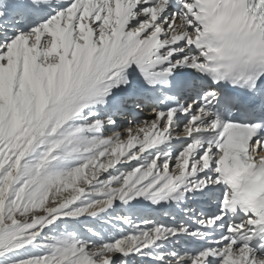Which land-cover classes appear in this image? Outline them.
<instances>
[{"label": "snow or ice", "instance_id": "6c2138e0", "mask_svg": "<svg viewBox=\"0 0 264 264\" xmlns=\"http://www.w3.org/2000/svg\"><path fill=\"white\" fill-rule=\"evenodd\" d=\"M0 264H264V0H0Z\"/></svg>", "mask_w": 264, "mask_h": 264}]
</instances>
